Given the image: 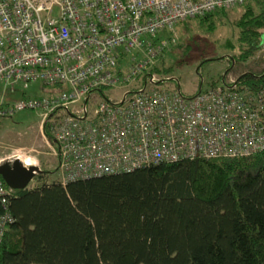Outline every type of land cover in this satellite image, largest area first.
<instances>
[{
  "label": "built area",
  "instance_id": "built-area-1",
  "mask_svg": "<svg viewBox=\"0 0 264 264\" xmlns=\"http://www.w3.org/2000/svg\"><path fill=\"white\" fill-rule=\"evenodd\" d=\"M247 1L0 0V83L11 91L33 82L57 89L11 104L0 100V117L37 111L62 185L152 164L263 151L264 85L252 88L224 73L216 84L185 93L155 70L173 42L160 31ZM127 56L130 63L123 62ZM31 159L22 165L40 169ZM13 191L0 179V248L14 221Z\"/></svg>",
  "mask_w": 264,
  "mask_h": 264
},
{
  "label": "trees",
  "instance_id": "trees-1",
  "mask_svg": "<svg viewBox=\"0 0 264 264\" xmlns=\"http://www.w3.org/2000/svg\"><path fill=\"white\" fill-rule=\"evenodd\" d=\"M243 5L236 42L238 58L247 60L264 44V0ZM225 45L233 46L229 39ZM155 70L168 74L172 67L163 57ZM237 80L258 88L264 67ZM48 178L43 168L10 196L14 221L5 229L0 264H264V150L65 185Z\"/></svg>",
  "mask_w": 264,
  "mask_h": 264
},
{
  "label": "rangeland",
  "instance_id": "rangeland-1",
  "mask_svg": "<svg viewBox=\"0 0 264 264\" xmlns=\"http://www.w3.org/2000/svg\"><path fill=\"white\" fill-rule=\"evenodd\" d=\"M244 8L240 5L226 9L224 13L213 12L208 19L191 18L175 24L172 30L158 33L173 40L165 52V66L172 67L168 75L183 92L193 93L198 86L206 89L216 84L226 71L229 78H237L244 72L258 73L263 69L264 44L247 60L238 58L235 21ZM227 39L233 46L225 45ZM129 57H122L123 62L130 63ZM231 58L234 64L230 65ZM119 89L120 86L116 90ZM116 90H111L110 94L114 96ZM56 91L50 87L42 88L39 82L30 83L27 88L16 85L14 91L0 83V100L11 104L23 97H42ZM38 122L35 110H22L11 117H0V163L15 154L22 155L24 163L26 159L35 157L40 169L45 168L49 172L47 182L58 181L55 159L40 135Z\"/></svg>",
  "mask_w": 264,
  "mask_h": 264
},
{
  "label": "water",
  "instance_id": "water-1",
  "mask_svg": "<svg viewBox=\"0 0 264 264\" xmlns=\"http://www.w3.org/2000/svg\"><path fill=\"white\" fill-rule=\"evenodd\" d=\"M34 171L41 172L36 166L24 167L21 160L0 163V177L4 183L13 189H24L35 177Z\"/></svg>",
  "mask_w": 264,
  "mask_h": 264
},
{
  "label": "bare ground",
  "instance_id": "bare-ground-1",
  "mask_svg": "<svg viewBox=\"0 0 264 264\" xmlns=\"http://www.w3.org/2000/svg\"><path fill=\"white\" fill-rule=\"evenodd\" d=\"M10 158V157H9ZM15 158H17V159H19V160H21L22 162H23V159H22V157H14V159ZM11 159H13V157H11ZM24 163V162H23ZM25 163H27V164H32L33 163V160H30V159H26V161H25Z\"/></svg>",
  "mask_w": 264,
  "mask_h": 264
}]
</instances>
